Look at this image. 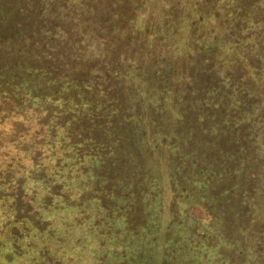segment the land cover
Returning <instances> with one entry per match:
<instances>
[{
	"label": "trees",
	"instance_id": "trees-1",
	"mask_svg": "<svg viewBox=\"0 0 264 264\" xmlns=\"http://www.w3.org/2000/svg\"><path fill=\"white\" fill-rule=\"evenodd\" d=\"M0 5L18 8L0 13V247L12 243L0 264H62L48 251L109 264L92 246L93 208L74 198L97 175L190 197L198 222L180 235V214L154 211L166 239L135 257L115 249L116 264H201L214 251L207 263L264 264V0ZM69 210L85 215L71 222L86 227L78 246L63 233Z\"/></svg>",
	"mask_w": 264,
	"mask_h": 264
},
{
	"label": "rangeland",
	"instance_id": "rangeland-1",
	"mask_svg": "<svg viewBox=\"0 0 264 264\" xmlns=\"http://www.w3.org/2000/svg\"><path fill=\"white\" fill-rule=\"evenodd\" d=\"M18 11L14 8H4L2 9V6L0 5V13L6 17L9 18L11 15L15 14ZM105 169V168H104ZM172 172V170H171ZM90 182L91 187L90 188H74V198L77 197L79 199V202L81 201L82 204L89 205L91 208H93L92 215H88L90 217V220L88 221L89 228L96 229L95 235L97 236V239H93V243L95 246L94 249H106V261L109 264H116L119 260L118 257L113 253L115 249H121L125 250L130 247L131 245V252L129 254L132 255V257H135L134 254H138L139 250L141 249L143 252V247H146L145 243L147 241H152L154 237L160 236V242L162 239H166L164 237V233L161 234L158 230H156L155 226L157 224V227L162 226L160 223L162 220H166V218L162 217V220L159 222L157 220V215H154L153 212L157 211H173L177 212L176 214L180 215H174V218H178L175 220L174 229L178 228H184L183 231L180 232V235H184V233L190 232L191 233V227H196L198 222L194 223L193 218H190L186 212L185 209H193V206L191 205V199L190 197L184 198V197H176V198H164L165 194L163 193L168 188H156L155 186H147L145 188H115L112 185L111 178H108V180L105 177H98V175L95 177L90 176ZM102 181V183H99ZM130 179V177H129ZM104 182H106L104 184ZM107 187V188H103ZM77 187V186H76ZM99 189V190H98ZM181 188H179L180 190ZM194 190V188H192ZM101 190V191H100ZM191 190V188H190ZM162 191V192H161ZM182 191V190H181ZM86 192V193H85ZM147 192H150L148 194ZM179 193V192H177ZM93 198V196L96 194L98 196L97 199L88 198L89 196ZM126 194L130 195V199L126 200ZM133 194H136V197L133 198ZM119 195V196H118ZM85 197V201H82L81 198ZM163 199H165V202H163ZM133 200V201H132ZM37 205L41 204H35V207ZM185 208V209H184ZM15 212V218H23V228H29V223L25 216V211L21 212L19 210V213ZM87 212V211H86ZM85 212V213H86ZM66 216L68 218H65L64 221L68 222V225L65 226V229L63 228V233L66 237V240H71L72 244L74 246H78L81 242H83V236L86 232V227H83L81 225L74 226V228L71 225V222H73L74 217H76L79 221L85 218L84 214H79V212H72L67 211ZM161 214V212L159 213ZM8 217V216H7ZM6 218L2 217L0 215V221L4 220ZM9 218V217H8ZM169 220V218H168ZM166 220V221H168ZM155 221V222H154ZM154 227H153V226ZM159 225V226H158ZM188 226V229L186 227ZM199 227H202V224L199 225ZM148 228H151L158 231H152L151 233H148ZM162 228V227H161ZM15 233H19L21 228L19 226V223H17V228L14 229ZM69 230L70 234H69ZM121 232L122 234L119 236ZM9 238L8 240H14L10 237V234L7 235ZM116 239L120 240L121 246H118V242L115 241ZM2 241L0 240V243ZM7 242V241H6ZM16 242H18L16 240ZM23 243L24 247L28 249L27 244L28 242L22 240L20 241ZM71 242H67L69 246H71ZM132 243V244H131ZM144 243V245H143ZM208 243H212L210 241H206L205 244H201L203 251L202 254L209 253ZM123 244V245H122ZM11 245L9 242L6 243V245L3 244L2 247H0V256H3L6 253H10ZM68 246V249L70 248ZM153 247V246H151ZM221 247V245H220ZM148 248V247H147ZM205 249V250H204ZM220 249V248H219ZM129 250V249H128ZM148 250H150L148 248ZM221 250V249H220ZM223 250V248H222ZM43 259L45 258V254L43 251ZM146 252V251H145ZM150 253V251H147V253ZM217 251H214L211 253L212 256H216ZM90 253V252H89ZM13 254V253H11ZM73 256H66V254H58L63 256L62 261L56 256V254H51L48 251V257L46 258L47 262L51 263V258H54L57 261H60L62 264H75L78 253H73ZM91 254V253H90ZM180 254V253H179ZM211 255H205L204 260L202 259L201 264H210L208 259L211 258ZM69 258V259H68ZM73 258V259H72ZM206 259V260H205ZM124 260H121L120 262L124 263ZM19 264H23L19 262ZM48 264V263H47ZM134 264H137L134 263Z\"/></svg>",
	"mask_w": 264,
	"mask_h": 264
}]
</instances>
